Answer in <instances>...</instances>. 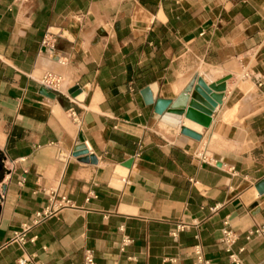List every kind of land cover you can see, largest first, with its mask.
I'll list each match as a JSON object with an SVG mask.
<instances>
[{
    "label": "crops",
    "instance_id": "0c3cea01",
    "mask_svg": "<svg viewBox=\"0 0 264 264\" xmlns=\"http://www.w3.org/2000/svg\"><path fill=\"white\" fill-rule=\"evenodd\" d=\"M198 74L230 79L202 139L184 141L141 93L175 100ZM0 156V264H83L88 249L97 264H264V194L242 200L264 181V0H0ZM51 192L74 207L15 242Z\"/></svg>",
    "mask_w": 264,
    "mask_h": 264
},
{
    "label": "water",
    "instance_id": "95a60500",
    "mask_svg": "<svg viewBox=\"0 0 264 264\" xmlns=\"http://www.w3.org/2000/svg\"><path fill=\"white\" fill-rule=\"evenodd\" d=\"M49 33L69 41H74L66 29L51 27ZM229 79L230 76H226L217 82L209 83L203 75H195L175 100L157 99L156 85L144 89L141 94L148 105L155 103V113L161 116L162 123L174 129H180L184 141L187 138L200 141L204 132L210 127L215 111L223 103L224 93L227 89V80ZM89 89V85L82 88L77 85L70 88L68 94L78 101H84ZM40 93L49 98L56 97L54 92L46 88H41ZM87 155H89V151L84 144L75 147L73 152L74 157ZM60 158L65 159V156L62 155ZM89 160L94 164L97 163L93 155L89 156ZM131 164L132 161H128L116 167L110 184L111 188L116 190L122 189L123 183L119 179L128 176ZM3 166L4 163L0 156V172ZM262 194H264V181L259 182L254 188L246 192L242 196V200L245 205H249Z\"/></svg>",
    "mask_w": 264,
    "mask_h": 264
},
{
    "label": "built area",
    "instance_id": "2783aa9c",
    "mask_svg": "<svg viewBox=\"0 0 264 264\" xmlns=\"http://www.w3.org/2000/svg\"><path fill=\"white\" fill-rule=\"evenodd\" d=\"M59 84V81L54 79L51 74H47L44 76L41 85L54 91L59 92V89L57 88V85ZM71 117L76 118L75 112L71 110L70 113ZM205 156H202L204 158ZM74 207L71 200H69L66 196H60L58 197L54 192H51L49 194V205L44 208L41 211H38L35 213L34 220L32 224H24L22 226V230L20 232L15 233L14 241L18 242L19 244H25L27 241V233L34 227L39 225L40 223L44 222L45 220L50 219L54 215H56L58 212L65 208H72ZM186 225L179 223L177 224L174 232L172 233V236L174 238H177L178 234L186 229ZM263 232V228H258L256 230H253L248 233L247 239H250L253 235H259ZM36 237L31 239V241H34ZM236 234L230 230V229H224L223 230V236H222V242L226 244L228 247H231L234 245L237 241ZM129 244V241H124V247ZM243 251V249L241 250ZM134 260V258H132ZM199 260L202 261V258L199 257ZM230 260L234 264H240V260L235 254L230 255ZM19 264H27V260L20 259L18 261ZM83 264H97L95 254L92 250H85L84 252V262ZM204 264H210L208 261H204Z\"/></svg>",
    "mask_w": 264,
    "mask_h": 264
},
{
    "label": "bare ground",
    "instance_id": "6f19581e",
    "mask_svg": "<svg viewBox=\"0 0 264 264\" xmlns=\"http://www.w3.org/2000/svg\"><path fill=\"white\" fill-rule=\"evenodd\" d=\"M52 77L56 80L59 81V84L57 85V88L61 91L64 89V83L62 82V76H59V75H56V74H51ZM246 77V76H245ZM43 80V79H42ZM41 80V82H42ZM198 157H202V156H205L207 157L206 153L205 152H202L200 154L197 155Z\"/></svg>",
    "mask_w": 264,
    "mask_h": 264
}]
</instances>
